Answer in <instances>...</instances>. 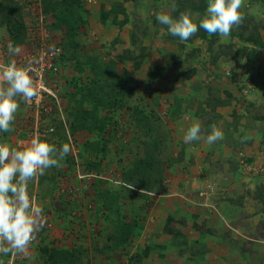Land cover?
<instances>
[{
  "label": "rangeland",
  "instance_id": "rangeland-1",
  "mask_svg": "<svg viewBox=\"0 0 264 264\" xmlns=\"http://www.w3.org/2000/svg\"><path fill=\"white\" fill-rule=\"evenodd\" d=\"M0 1L19 3L27 28L36 34L37 0ZM170 3L78 0L72 5L80 19L76 45L63 50V71L47 80L55 98L45 102L56 111L46 120L53 131L43 133L48 142L69 143L72 150L63 167L50 168L29 184L46 225L26 256H14L16 264H50L48 252L57 258L58 251L72 257L71 264H264V131L256 117L264 113V6L244 0V20L232 29L234 35L215 39L214 49L229 45L231 53L213 63L206 41H172L156 21L157 12L172 15ZM124 11L128 23L119 28L112 19L122 20ZM185 12L193 22L203 17ZM46 16L47 24L53 21ZM29 32L18 45L20 53L10 57L8 28L0 25V64L17 61L28 50ZM48 33L53 42L66 40L63 27ZM240 33L257 36L260 46ZM242 47L243 53L233 57ZM250 49L255 52L251 61ZM191 50L192 56L182 60ZM183 69L194 73L180 80ZM210 93L226 103L210 109ZM31 106L20 101L15 130L0 132V142L20 147L37 136ZM199 108L203 113L197 116ZM172 111L177 114L171 116ZM139 112L150 124L133 120ZM208 118L213 120L205 125ZM196 122L205 133L215 124L224 139L212 145L203 139L186 143L184 132ZM155 137L161 139L164 163L160 187L131 193L121 173ZM119 219L125 223L120 229ZM166 221L180 236L164 231ZM125 226L132 232L124 240Z\"/></svg>",
  "mask_w": 264,
  "mask_h": 264
},
{
  "label": "clouds",
  "instance_id": "clouds-1",
  "mask_svg": "<svg viewBox=\"0 0 264 264\" xmlns=\"http://www.w3.org/2000/svg\"><path fill=\"white\" fill-rule=\"evenodd\" d=\"M243 6L244 0H207L205 15L198 23L193 22L187 12H180L177 17H173L170 12L161 11L155 13V18L160 25L166 26L170 35L178 37L181 42L189 41L201 29L209 36L218 34L227 37L234 27L243 22L244 16L240 11ZM168 7L175 12L176 0H171ZM28 30L31 36V29ZM7 52L13 57L20 53V48L9 43ZM38 64L39 60L35 56L23 65H18L14 59L0 64V132L15 130L13 125L21 100L31 104L39 98V89L33 75L37 71L35 65ZM49 116H42L43 128H49L46 123ZM40 135L43 133L40 132L26 146L17 147L0 142V256L28 254L30 245L46 225L43 208L29 194V184L45 175L48 169L63 167L65 158L72 150L69 143L57 147L41 139ZM201 139L212 145L223 140L224 134L215 124L211 125L209 133H205L198 122L184 132L186 143ZM129 188L132 189L133 185H129ZM140 191L144 194L146 190Z\"/></svg>",
  "mask_w": 264,
  "mask_h": 264
},
{
  "label": "trees",
  "instance_id": "trees-1",
  "mask_svg": "<svg viewBox=\"0 0 264 264\" xmlns=\"http://www.w3.org/2000/svg\"><path fill=\"white\" fill-rule=\"evenodd\" d=\"M39 7H40V12L43 16V19H47L48 16H46V13L51 16L53 21H51L49 24H47V20L45 22V28L48 31L54 32V30L60 29L61 27L64 28L65 30V36L66 40L62 44L56 43L60 48H61V56L59 57V60L55 62L56 66V77H58L59 72L63 71L64 65L62 64V61L64 60V51L66 48L71 45L75 46L76 42L74 41V37L77 36L78 34V29H79V16L76 14V10L74 11V8L72 5H74L78 0H37ZM126 1V0H123ZM259 1L263 6H264V0H257ZM177 4V10L175 12H172L173 17L179 14L180 12H185L186 9L189 10L190 12H197L201 16L204 15V10L206 7V0H176ZM22 7L17 3L16 1H7V2H2L0 1V25L6 26L8 28V36H9V43H12L15 46L22 45L26 40H27V33L29 30H27L26 23L24 22L23 18V12H22ZM117 8L115 10H111V12H116ZM123 10V8L121 9ZM31 13V10H30ZM199 15V16H200ZM123 18L122 20L116 21L115 19H112V21L119 27L121 28L124 26L126 23H128V17L126 15V12H123ZM200 17L197 18L195 23L199 22ZM101 21H104V17L101 18ZM38 22V21H37ZM44 22V21H43ZM81 23V22H80ZM218 35V34H217ZM217 35H212L209 36L203 29L198 31L196 35H194L188 43H192L193 40L195 39H202L207 42V48L206 51L209 54V58L211 59V62H215L221 55H230L231 51V46L229 45H219L216 49H214V44H215V39ZM231 36L234 35V33L231 31ZM238 36L243 39L244 41H251L253 44L258 43L260 46V40L257 39V36L254 37L252 34H248L246 37H244L241 33L238 34ZM133 37V35H132ZM171 40H177L178 37L175 36H170ZM181 45V44H180ZM183 45V44H182ZM63 46V48H62ZM243 49L239 48L236 52H234L233 57L240 56V54L243 53ZM64 50V51H63ZM141 50H143L141 48ZM63 51V53H62ZM192 53H194V50H191L190 53L184 54V58H189L192 56ZM232 57V58H233ZM255 57V52L250 49L249 53L247 54V59L251 61ZM178 66V62L174 64V66ZM180 80L182 79H187L190 78V76L194 73L193 69H183V71H180ZM54 78V77H53ZM50 76V80L53 79ZM117 84L112 85V89H116ZM208 91L209 86L207 87ZM212 93V92H211ZM209 94V100H213L214 103H207L210 109H213V107H216L217 105H222L223 103H226V100L224 99H219L217 96L214 94ZM229 97V95H227ZM212 98V99H211ZM114 105H118L117 102L113 103ZM171 116H174L177 114V112L172 111ZM203 111L199 108L195 110V114L199 116L202 114ZM92 116L93 114H89ZM93 117V116H92ZM133 120L140 124H150V118H147L144 116L143 113H135L132 115ZM257 118L260 119V128L261 131H264V113L261 114L260 116H256ZM213 119L208 118L205 121V125H209L212 122ZM98 129H101V123L97 126ZM147 127V126H146ZM41 139H45L48 141V136L45 135H40L39 136ZM161 139L159 137H155L151 140H148L147 142L144 143L143 145V155L141 158H137L136 160L133 161L132 166L130 169H127L126 172L121 173V181L125 189H127L129 192H135L136 190H141L145 189L146 193L151 192L158 186L160 187L161 181H162V175H163V170H162V165L164 163L162 162L160 151H159V143ZM103 148H94L95 152L101 151ZM129 185H133V188L130 189ZM128 186V187H126ZM261 187L264 188V185ZM131 192V193H132ZM147 195V194H146ZM115 199V196L113 197ZM118 210V209H117ZM116 210V212H117ZM110 214L109 219H112L110 215L113 214V209L109 211ZM116 219H118V214L116 213ZM170 220V219H169ZM125 223H123L120 219L116 222L115 226L120 228H123ZM164 231L167 233H170L171 236L176 235L180 236V233L177 230H172L169 227V223L166 221L164 225ZM132 232L131 227L129 226V229H127V226H125V232L123 231V236L121 239H127L128 235H130ZM264 237V236H263ZM61 251H58L59 256L57 258H51L52 256L50 255V252H48L46 256V261H49L50 264L52 263H59V264H67V263H72V257H69L68 259L65 258V256L60 253ZM46 255V254H45ZM12 255L9 256H3V258L0 260V263L8 264L9 259L11 258ZM14 259V256H12ZM57 261V262H56ZM12 264H16V262L13 260Z\"/></svg>",
  "mask_w": 264,
  "mask_h": 264
},
{
  "label": "built area",
  "instance_id": "built-area-1",
  "mask_svg": "<svg viewBox=\"0 0 264 264\" xmlns=\"http://www.w3.org/2000/svg\"><path fill=\"white\" fill-rule=\"evenodd\" d=\"M30 9L31 11H35L33 7ZM36 14V19L38 21V26L35 30L36 34H31L29 38L28 50L23 55L19 56L16 61L18 65H23L29 58L33 56L39 60V64L35 65L37 71L33 74L34 80L39 89V98L31 103L32 106L30 107L33 110V134L35 136L40 132L45 133L47 131H53L52 127L43 128L42 123L44 122V119L42 116L49 115L53 111V108L47 105L45 102L47 98H55L51 87L47 83V80H50V76L52 78L56 77L55 62L58 61L59 57L61 56V48L49 37L48 30L45 27L42 28L43 16L40 12V9L36 11ZM12 262L13 257L11 256L8 264H12Z\"/></svg>",
  "mask_w": 264,
  "mask_h": 264
}]
</instances>
